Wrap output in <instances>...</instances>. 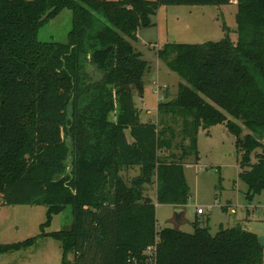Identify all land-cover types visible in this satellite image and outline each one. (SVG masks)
Instances as JSON below:
<instances>
[{
	"label": "trees",
	"instance_id": "1",
	"mask_svg": "<svg viewBox=\"0 0 264 264\" xmlns=\"http://www.w3.org/2000/svg\"><path fill=\"white\" fill-rule=\"evenodd\" d=\"M230 3L235 41L224 25L219 42L158 51L184 83L158 103L157 123H141L133 95L149 67L126 37L136 40L162 6ZM64 9L67 42L39 41V28ZM219 124L237 139L248 196L264 191V153L250 158L264 149V0H0V198L46 208L42 232L0 245V255L51 238L62 264H261L264 247L241 226L214 235L196 222L192 233L157 229L145 195L154 185L157 204L186 206L184 162L198 159V130ZM128 167L139 174L126 183ZM67 209L70 226L43 231Z\"/></svg>",
	"mask_w": 264,
	"mask_h": 264
},
{
	"label": "rangeland",
	"instance_id": "2",
	"mask_svg": "<svg viewBox=\"0 0 264 264\" xmlns=\"http://www.w3.org/2000/svg\"><path fill=\"white\" fill-rule=\"evenodd\" d=\"M235 15L236 5L233 3L221 7L162 6L151 17L149 27L138 29L136 40L126 37L134 51L141 55V59L149 67L148 73L143 77L141 96L133 95L140 122L157 123V104L173 98L178 84L184 83L158 58V51L168 43L219 42L226 32L235 41ZM224 25L226 32L222 29ZM71 28L72 13L64 9L39 28L37 38L41 42L66 43ZM165 120L171 123L170 119ZM235 122L242 127L241 122ZM174 128H177L175 124ZM248 133L243 128L241 136ZM126 136L131 141L127 131ZM236 141V137L223 124L198 130V159L195 161L189 158L184 162L189 200L181 208L182 215L177 218L174 212L177 208L156 203L154 185L146 188L145 195L155 204L157 229L178 228L180 231L192 233V225L196 222L198 227L207 228L214 235L220 228L241 226L256 235L264 247V191L248 196V187L239 177L243 169L241 152L236 147ZM256 152L264 153V149L259 148L251 153L252 164L256 162ZM68 172L70 173V168ZM138 174V167H128L122 170L121 177L129 183ZM197 209H201L203 215H198ZM45 218L46 208L43 205L6 206L0 198V245H14L37 237L42 232L41 225ZM71 223L72 217L67 209L54 216L43 231H59ZM61 253L59 242L51 238H39L31 247L1 254L0 264H62ZM71 259L69 255L67 260ZM261 264H264V251Z\"/></svg>",
	"mask_w": 264,
	"mask_h": 264
},
{
	"label": "water",
	"instance_id": "3",
	"mask_svg": "<svg viewBox=\"0 0 264 264\" xmlns=\"http://www.w3.org/2000/svg\"><path fill=\"white\" fill-rule=\"evenodd\" d=\"M174 212L176 213L177 218H178V217H180V216L182 215V213H183V209H181V208H177V209L174 210Z\"/></svg>",
	"mask_w": 264,
	"mask_h": 264
},
{
	"label": "built area",
	"instance_id": "4",
	"mask_svg": "<svg viewBox=\"0 0 264 264\" xmlns=\"http://www.w3.org/2000/svg\"><path fill=\"white\" fill-rule=\"evenodd\" d=\"M202 213H203V212H202L201 209H197V214H202ZM150 250H151V248L148 249V251H150ZM133 261H134V260H129V261H128V264H131ZM134 264H135V261H134Z\"/></svg>",
	"mask_w": 264,
	"mask_h": 264
},
{
	"label": "crops",
	"instance_id": "5",
	"mask_svg": "<svg viewBox=\"0 0 264 264\" xmlns=\"http://www.w3.org/2000/svg\"><path fill=\"white\" fill-rule=\"evenodd\" d=\"M221 7V6H220ZM158 105V104H157ZM142 123V122H141ZM148 123V122H147ZM149 123H151V122H149ZM151 199V198H150ZM198 215H203V213L202 214H198Z\"/></svg>",
	"mask_w": 264,
	"mask_h": 264
}]
</instances>
